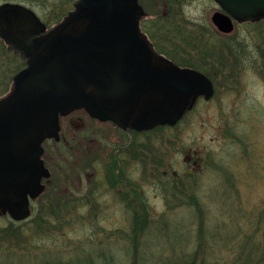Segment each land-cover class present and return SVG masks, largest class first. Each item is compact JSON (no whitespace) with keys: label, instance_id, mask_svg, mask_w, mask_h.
Returning a JSON list of instances; mask_svg holds the SVG:
<instances>
[{"label":"rangeland","instance_id":"rangeland-1","mask_svg":"<svg viewBox=\"0 0 264 264\" xmlns=\"http://www.w3.org/2000/svg\"><path fill=\"white\" fill-rule=\"evenodd\" d=\"M140 1L150 14L143 25L157 43V27L166 21L155 20L162 13L163 1ZM173 1L179 4L174 20H197L206 30L202 29L201 40L185 39V52L180 39L159 41V47L181 63L185 53V65L205 69L216 91L210 100L201 99L177 125L134 134L142 143L143 161L162 162L159 173L143 164L136 166L140 174L134 178L143 182L146 193L140 206L149 210L146 218L128 212L127 202L121 205L119 197L108 190V178L99 172L98 164L89 168L90 158L99 162L101 153L106 156V146L127 144L128 135L110 123L106 129H93L95 122L77 112L62 120L59 141L43 144L51 177L44 180V194L31 204V217L16 223V231H11L9 221L0 215L1 263L190 264L195 259L187 261L185 252L194 257L198 249V216L185 205L170 208L165 185L160 184L163 170L173 180H184L189 187L185 200L196 194L205 208L206 236L209 240L214 236L204 253L207 264L214 260L216 264H230L236 245L233 236L235 241L248 237L256 244L264 240V77L257 67V63L264 66V61L259 62L264 54L258 53L264 21L236 24L232 33L220 35L210 25L211 15L219 8L215 1ZM3 2L21 3L44 21L54 18L49 10L30 0H0ZM169 11L167 8L166 15ZM192 35L190 32L189 37ZM8 56L1 55L0 64L9 63ZM11 82L12 76L9 86ZM92 191L97 199L92 198ZM51 203L63 205V209L56 210L58 216L49 214L47 227L39 228L36 222ZM225 229L229 236L223 239L220 235Z\"/></svg>","mask_w":264,"mask_h":264},{"label":"water","instance_id":"water-1","mask_svg":"<svg viewBox=\"0 0 264 264\" xmlns=\"http://www.w3.org/2000/svg\"><path fill=\"white\" fill-rule=\"evenodd\" d=\"M216 1L228 13L212 18L224 33L233 31L232 17L264 19V0ZM145 16L138 0H76L47 28L23 4L0 5V38L27 63L0 97V215L30 217L31 199L50 177L42 142L59 140L60 115L84 108L102 121L148 130L175 125L199 97L213 96L207 76L154 49L140 27Z\"/></svg>","mask_w":264,"mask_h":264},{"label":"flooded vegetation","instance_id":"flooded-vegetation-1","mask_svg":"<svg viewBox=\"0 0 264 264\" xmlns=\"http://www.w3.org/2000/svg\"><path fill=\"white\" fill-rule=\"evenodd\" d=\"M168 1L169 0H164V2L162 3L163 5L161 4L162 7L164 6L166 9L164 14L167 13V8L168 10H170L169 12L173 14H178L177 8L179 4L175 3V1L173 0H170V5H169ZM162 24L163 25L160 28L157 27V30L155 32V39L157 43L153 40L152 36L150 35L149 31H147V29L144 27L143 23H142V27L145 33L150 38V40L153 42L157 51H159L161 54L166 55L167 57H169V53L166 52L161 47H159V44H158L159 41L160 42L161 41L171 42V41H175L178 39L183 40L184 41L183 51L185 52V39L193 38V39L201 40L202 35H203L202 29L206 30L205 24H203V22H198L197 20H166L162 22ZM210 25L212 27L211 23ZM213 30L214 31L216 30L215 27L213 28ZM190 32L193 35L189 37ZM184 55H183L182 64L180 65L182 67H191L189 65H185ZM197 68L202 70L203 72L205 71V69H203L202 67H197ZM77 112L85 113L88 116V118L92 119V121L95 122V125H92L93 129L95 128V129L102 130L103 128H105V126H107L108 123H110L114 125L117 129H119L120 133L128 135L130 141L127 144H123V145L112 144L111 147L106 146L107 148L106 156L105 154L101 153V156L99 155V162L97 163L93 162V160L91 161V158H90L89 168L90 167L96 168V165L98 164V167L100 166L99 172L105 174L108 178L107 180V183L109 184L108 190L111 191L114 194V196L119 197L118 201L121 203L122 206L127 202V206L125 205L126 206L125 208L128 212H130L134 216H141V214L144 211L142 210L140 206L142 203V199L146 200V193L144 191V188L142 187L143 182L141 180H137L134 178L136 173L140 174V169H136V166L139 167V166H142L143 164V166H145L146 168L151 169V172L155 171L159 173L160 169L158 168V164H162V162H159L156 159H151L152 161H154L153 164L151 160L145 161V162L143 161V158L145 157L143 156L142 151H144V149L141 148L142 147L141 141H137V138H134L135 137L134 134L139 133L138 131L134 130V128L128 127L130 129H124L118 126L117 124L113 123L112 121H100L99 119L91 117L83 109L76 110L72 112L70 115L66 117H62L61 118V131L63 129L62 120L70 118L71 115L76 114ZM78 118L81 119V117H78ZM92 132L96 133L97 130H93ZM50 140L52 139H49L48 141ZM158 155H162V154L158 153ZM87 156L88 158L90 157L88 152L86 154V157ZM150 175L153 177V174H150ZM174 175L175 173L173 174V176ZM160 176H162V178L164 179L163 182H160V184L165 185L164 193L166 194L167 198L173 199L174 202H180V201L185 200V182L183 179L173 180V177L171 179V177H169V173L167 170H163ZM94 193L95 191H92L91 193L92 198L97 199V195ZM93 209L95 210V212L98 211L97 206L93 205ZM148 212L149 210L147 209L146 213Z\"/></svg>","mask_w":264,"mask_h":264},{"label":"trees","instance_id":"trees-1","mask_svg":"<svg viewBox=\"0 0 264 264\" xmlns=\"http://www.w3.org/2000/svg\"><path fill=\"white\" fill-rule=\"evenodd\" d=\"M30 1H33L36 4L43 6L45 10H49L50 14H52L54 18L50 20H46V22L48 24H54L63 18V16L69 10L68 4L72 3L74 0H66V1L65 0H30ZM57 3H61V4L58 6ZM61 5H65V8L62 11L58 12L59 7ZM52 8H56V9H52ZM57 8H58V11H57ZM169 18L173 19L174 16H171V17L168 16L167 20ZM258 49H259L258 51L259 55L262 56L264 54V35L262 38V43L258 45ZM3 54H9L8 57L10 58V62L8 63L6 61H3L2 64H0V72L3 73V74H0V95L4 94L8 90L9 78L11 76L13 77L15 73H17L21 68L25 66V62L21 60L18 55L12 52H9L6 49L4 42L0 40V56L1 55L3 56ZM263 61L264 59L260 60L259 62H263ZM257 67L259 68L260 72L264 76V66H261V64L257 63ZM5 82L7 83V85L5 84ZM188 189L189 187L185 189V191L187 192ZM185 206L193 208V210L197 213L198 233H199V238L197 240L198 249L195 253V256L193 257L192 255H188L185 252V259L187 261H189L190 259H195V261L191 262L190 264H207L204 253H206L207 249H209V243L213 241L214 236L212 237L211 240H209V238L206 236V235H209V232L205 230L206 228L205 208L203 207V204L201 203L199 197L196 194L189 195V200H185ZM57 209H63V205L56 207L54 203H51L46 208L47 213L40 214L39 221L36 222V225H39V228H43V229L47 227V225H45L47 223L46 217L49 214H50V217L53 215L58 216L57 211H56ZM72 209H69V210L72 211ZM144 217L145 215H142L141 218H144ZM5 219L9 221L11 225L9 229L11 231H16V223H21V222H14L8 217H5ZM144 224L145 223L143 222L142 225L144 226ZM2 230L3 229H0V232ZM227 235H228V231L226 230V232L220 235V237L224 239V237H227ZM233 240H234L233 244H236V245L233 246L234 250H232L233 255H232V258L230 259V262H229L230 264H264V240L259 244H256V242H249L248 237L246 238V240H243V241L241 240L235 241V236H233ZM198 259L200 260L199 263L196 261ZM214 259L215 258H213V260ZM0 264H3L1 263V260H0ZM168 264H174V263H168ZM211 264H216V261L214 260V262H211Z\"/></svg>","mask_w":264,"mask_h":264}]
</instances>
